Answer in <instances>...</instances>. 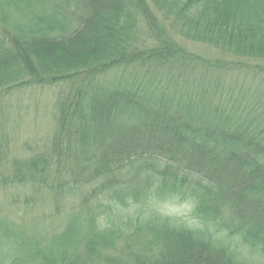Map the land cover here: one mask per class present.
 <instances>
[{
    "label": "trees",
    "instance_id": "1",
    "mask_svg": "<svg viewBox=\"0 0 264 264\" xmlns=\"http://www.w3.org/2000/svg\"><path fill=\"white\" fill-rule=\"evenodd\" d=\"M178 28L240 59L245 88L227 90L230 63L189 54ZM259 63L260 77L264 0H0V191L29 218L0 219V264L264 258ZM43 92L51 130L11 150L23 98ZM166 199L189 217L163 215Z\"/></svg>",
    "mask_w": 264,
    "mask_h": 264
},
{
    "label": "rangeland",
    "instance_id": "2",
    "mask_svg": "<svg viewBox=\"0 0 264 264\" xmlns=\"http://www.w3.org/2000/svg\"><path fill=\"white\" fill-rule=\"evenodd\" d=\"M158 18H160V22L158 20V23H163V18L161 17L160 13H157ZM161 25V24H160ZM162 26V25H161ZM173 36L178 38V41L182 44V46L185 48V50L195 56H201L204 60L206 58L213 59L217 56H222L225 58L227 65L229 64V68L225 71L224 76H222L221 80H223L224 85L227 90L236 92L243 88H245V85H242L245 81V74L240 76V72L236 71L238 62H240V59H237L231 55H227L226 57L223 56V53L221 50L217 48H212L206 45H195L192 41L185 39L186 43H184L183 35L180 34L179 28L178 30H168ZM192 42V43H191ZM233 62V63H232ZM256 84L254 86H258L259 88L264 87V82L261 81L262 78H264V74H262L260 77L258 75L259 73V66L260 63L256 65ZM232 67V68H231ZM191 78L193 80H198V75L193 74L191 75ZM240 83V87H236V85ZM238 85V86H239ZM53 99L52 93L50 92H43L38 93L36 95L28 96L23 98V105L25 106L21 114L23 115V124L21 120H19V128L16 129V132L13 134V138L11 136V142L9 143V147L11 150H20L21 144L26 139H37L40 137H43L44 134H47L51 130V111L49 102ZM30 106V107H29ZM7 194L3 191H0V204H3V206H0V219L7 221L10 229H13L15 231L20 230V225L23 221H27L29 218L25 217L24 211L22 208V213L18 216L15 215V209L4 207L7 203L6 201ZM174 199H166L164 203H162L158 209L160 212H162L163 215L169 216L171 218H188L191 212V204L188 202H181L179 200ZM125 212H122L119 216V218L116 216L111 217V223L113 222V225H118L119 220L125 221L126 215L130 212V209L122 210ZM134 211V210H132ZM103 223H105V220H102ZM30 230L27 228L25 234H29ZM243 258H245L247 261L253 262L255 264H264V258L258 256L257 254H253L250 252H247L245 250L240 251ZM1 256V254H0Z\"/></svg>",
    "mask_w": 264,
    "mask_h": 264
}]
</instances>
